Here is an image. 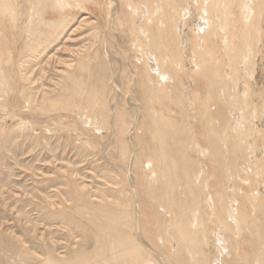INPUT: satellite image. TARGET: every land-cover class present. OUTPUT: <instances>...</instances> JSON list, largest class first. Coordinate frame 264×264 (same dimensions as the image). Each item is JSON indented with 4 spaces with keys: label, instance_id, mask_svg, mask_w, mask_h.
<instances>
[{
    "label": "bare ground",
    "instance_id": "obj_1",
    "mask_svg": "<svg viewBox=\"0 0 264 264\" xmlns=\"http://www.w3.org/2000/svg\"><path fill=\"white\" fill-rule=\"evenodd\" d=\"M82 12L92 40L38 100L29 65ZM34 132L118 170L97 203L63 178L42 211L82 245L40 264H264V0H0V147Z\"/></svg>",
    "mask_w": 264,
    "mask_h": 264
},
{
    "label": "rangeland",
    "instance_id": "obj_2",
    "mask_svg": "<svg viewBox=\"0 0 264 264\" xmlns=\"http://www.w3.org/2000/svg\"><path fill=\"white\" fill-rule=\"evenodd\" d=\"M91 18L86 12L78 14L56 47H50L45 56L29 65L27 76L32 81L33 97L40 100L54 96L66 65L80 56L92 40L89 26L94 20ZM112 52L110 59L121 68L124 62L119 54ZM118 80L115 78L114 82L120 85ZM110 105L114 110L115 104ZM131 105L128 104L129 107ZM20 116L25 120L31 119L25 110ZM36 120L34 122L38 126L47 121L46 118ZM138 120L141 121L140 117ZM38 133H29L24 140L23 136L15 138L12 134L4 140L3 149L0 147L4 151H0V247L4 249L12 244L20 246L24 253L23 257L13 260L11 252L6 251L4 259L9 264H40L48 253L58 259H68L82 245H79V232L71 231L74 226L67 232L62 220L43 214L45 209L55 213L64 205L70 206L63 178L69 177L78 189L92 193L94 203L98 202L95 198L98 191L115 188L104 179L105 170L110 171L113 178L118 172L108 162L106 152L97 156L79 154L74 146L66 145L65 137L62 140L53 134H46L41 145L35 146L31 137ZM130 178L135 180V170L130 173ZM144 244L153 249L145 241ZM85 247L88 250L92 244ZM156 264H161L158 258Z\"/></svg>",
    "mask_w": 264,
    "mask_h": 264
}]
</instances>
